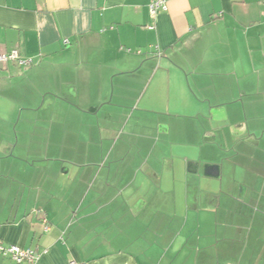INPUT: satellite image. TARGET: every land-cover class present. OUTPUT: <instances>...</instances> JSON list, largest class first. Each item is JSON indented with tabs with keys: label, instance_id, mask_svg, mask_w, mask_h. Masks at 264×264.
Masks as SVG:
<instances>
[{
	"label": "crops",
	"instance_id": "0c3cea01",
	"mask_svg": "<svg viewBox=\"0 0 264 264\" xmlns=\"http://www.w3.org/2000/svg\"><path fill=\"white\" fill-rule=\"evenodd\" d=\"M150 2L0 0V241L264 264V0Z\"/></svg>",
	"mask_w": 264,
	"mask_h": 264
},
{
	"label": "built area",
	"instance_id": "2783aa9c",
	"mask_svg": "<svg viewBox=\"0 0 264 264\" xmlns=\"http://www.w3.org/2000/svg\"><path fill=\"white\" fill-rule=\"evenodd\" d=\"M167 9V0H151L149 4V13L155 17L158 12ZM264 16V7L262 9ZM9 62H15L20 66L26 67L30 65L29 60L22 59L17 50H11L9 53L0 54V64L4 65ZM48 231V227H45ZM0 254L9 257L15 264H37L39 261V253L35 249L21 248L17 245H4L0 241ZM67 264H85L70 260Z\"/></svg>",
	"mask_w": 264,
	"mask_h": 264
},
{
	"label": "rangeland",
	"instance_id": "374dc122",
	"mask_svg": "<svg viewBox=\"0 0 264 264\" xmlns=\"http://www.w3.org/2000/svg\"><path fill=\"white\" fill-rule=\"evenodd\" d=\"M0 123H2V122H0ZM5 122H3L1 125H3ZM18 124V121H14V122H12V130H13V127H15L16 125ZM0 125V126H1ZM230 257V256H229ZM232 257V256H231Z\"/></svg>",
	"mask_w": 264,
	"mask_h": 264
},
{
	"label": "trees",
	"instance_id": "16d2710c",
	"mask_svg": "<svg viewBox=\"0 0 264 264\" xmlns=\"http://www.w3.org/2000/svg\"><path fill=\"white\" fill-rule=\"evenodd\" d=\"M4 245H6V244H4ZM1 255V254H0ZM1 256H3V255H1ZM3 257H6V256H3Z\"/></svg>",
	"mask_w": 264,
	"mask_h": 264
}]
</instances>
